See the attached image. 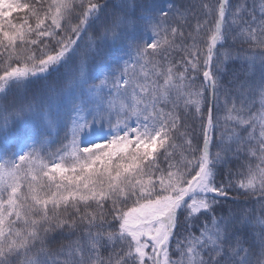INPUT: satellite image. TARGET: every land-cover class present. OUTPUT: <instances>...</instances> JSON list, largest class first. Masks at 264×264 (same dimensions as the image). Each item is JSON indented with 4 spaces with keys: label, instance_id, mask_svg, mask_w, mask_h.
<instances>
[{
    "label": "trees",
    "instance_id": "trees-1",
    "mask_svg": "<svg viewBox=\"0 0 264 264\" xmlns=\"http://www.w3.org/2000/svg\"><path fill=\"white\" fill-rule=\"evenodd\" d=\"M7 2L11 0H6ZM15 2L20 4V9L5 8L8 20L0 18V25H3L0 27V75H5L13 68H32L34 64L38 65L40 59L56 54L60 47L56 41L66 42L70 38H75L71 29L79 25L87 9L94 4L106 7L100 12L95 25L83 33L79 46L67 63L58 70L0 93V164L5 166L19 164V155H26L31 162L32 171L38 173L41 166L47 171L55 163H59L64 171L49 173L55 177L52 189L55 191V184H62V194L68 195V192H63V186L67 185L68 178L79 174L78 171L76 174L71 171L72 167H78L73 157L83 155L73 146L71 127L72 119L76 115L74 107H83L91 112L96 108L100 96L110 99L109 93L116 91V80L109 73L122 75L129 83L128 92L132 93L135 89L137 98L142 86H147L146 98L150 100L153 86L164 84L169 68L172 69L175 84L180 83L178 78L187 69L183 82L185 95L177 100L178 94L171 92L168 102L158 106L165 113L171 111L179 118V133L184 135L175 133L171 142L175 147H168V153L171 155L168 156L162 151L158 153V168L149 172L146 167L145 174L134 177L133 183L136 179L142 182L150 179L156 182L154 192L160 193L159 178L167 180L170 164L181 165L182 160L186 163L199 156V151L195 149L202 145L203 140L201 117L208 116L211 95L208 91L204 92V98L200 101V114L197 113L194 104L187 103L190 99H199L188 95L189 93L199 92L206 86L202 76L203 58L198 61V71H194L187 64L185 56L197 48L206 51L217 20L219 0H70L71 9L61 20L59 30L52 24V17L56 13L53 0H39V3L37 0ZM25 7L28 10H24ZM32 9H35V13ZM226 13L222 29V36L225 39L216 49L214 71L218 83L211 107L213 124H218L214 133V145L219 146H213L211 153L216 155L221 148L225 150L221 152L225 162L218 167L216 183L227 189L228 199L220 200L215 214L234 215L235 221L233 227L229 229V239L221 244L223 253L210 251L205 254V259L216 257L220 264H240L241 258H244V264H264V187L259 183L247 191L237 187L238 184L248 182V168L255 169L260 163L259 158L264 155L260 151L262 129L259 119L261 113H264L262 95L264 34L260 32L261 27H264V0H230V4L226 5ZM146 17L150 19H145ZM9 20L16 26L15 29L9 25ZM39 20H43L44 23L37 30L36 24ZM117 20L122 22L116 30L119 32V40L123 41V53L119 55L121 58L115 60L110 54L109 40L101 43L99 37L105 29L111 32ZM252 28L257 29L256 43L241 33L250 32ZM29 29L32 30L30 34ZM173 29H176L175 34L172 32ZM16 30L25 33L23 43L17 39L16 43L12 44L5 39L3 33L7 32L12 36ZM45 32L55 33V38L41 36L38 39V35ZM32 40H37V43L31 44ZM149 43L158 44V50L153 52L147 49ZM29 57H34L35 60H30ZM36 70H39L38 67ZM157 72L162 75L157 76ZM105 79L106 86L95 90L94 95L93 85L100 84ZM119 103L120 101H117V108ZM232 108L235 111L231 115L237 120H248L251 117L257 119L247 125L226 120L229 109ZM125 119L127 118L124 116L113 115L112 126L115 127ZM128 124L140 126L142 120H128ZM28 131L32 133V138L18 146V142L15 143L14 140ZM122 131L123 129H118L117 133H109L107 128L104 130L109 140L116 134H122ZM234 133L238 139L230 140L229 137ZM221 135L224 137L223 144L215 140V137ZM90 139L92 143H106L104 139L95 135ZM111 151L112 149L105 148L98 151L97 155L107 159L104 153ZM99 166L97 163L96 167ZM171 170L176 171L175 168ZM180 170L187 169L181 167ZM19 171L26 174L29 171V163L20 164ZM40 175L42 176V173ZM27 183L31 181L22 182L21 186V192L26 196ZM42 183L46 186L49 184L47 177L43 178ZM80 187L82 189L83 185ZM84 194L83 191L79 193ZM51 195V192H47L43 196L41 208L43 199H49ZM157 198L159 197L155 194L151 197L152 200ZM6 201L7 193L0 191V202ZM145 202H148V197L139 201L136 197L131 199L121 197L120 214L137 207L138 203ZM27 203L32 205L30 199ZM78 208L79 215L71 207V201L67 207L61 204L56 209L49 204L47 213L50 219L47 222L43 221V211L40 210L30 216L24 215L21 220H17L15 215L10 217L16 221L14 229L25 236L27 231L31 230L32 220L41 221L38 226L41 239L35 241L27 252L7 257L5 264H36V261L40 264H73V260L76 259V245L87 244L86 234L89 226L82 223L79 217L85 216L86 213H94L99 225L101 215L95 201L88 205L78 203ZM103 214L106 220L103 228L97 226L91 231L96 233L102 231L105 236L112 233L115 236L119 232V221L114 220L117 213L114 211L112 201L104 202ZM186 216V211L178 215L177 228L169 244V257L177 262L180 260L177 245L187 235L189 223L191 231L196 232L203 222V216L191 222L186 220ZM25 220L28 221L27 225ZM62 221L75 224L72 228L67 227V224L57 228L56 224ZM45 229L49 231L45 232ZM13 239L19 243V239L15 237ZM141 242H145L144 238H141ZM130 244V237L123 241L118 236L113 241L104 240L100 246L99 256L105 261L111 257V264H117L118 261H123V264H137L138 258L127 259L126 254L131 250ZM145 251L150 254L151 250L148 248Z\"/></svg>",
    "mask_w": 264,
    "mask_h": 264
},
{
    "label": "snow or ice",
    "instance_id": "snow-or-ice-1",
    "mask_svg": "<svg viewBox=\"0 0 264 264\" xmlns=\"http://www.w3.org/2000/svg\"><path fill=\"white\" fill-rule=\"evenodd\" d=\"M39 3V0H37ZM230 4V0H219V8L217 11V20L210 40L207 43L206 51H201L198 48L190 51L189 55L185 56L187 64L194 71H198V61L203 58L204 71L202 73L204 87L196 93H189L190 96L198 97L199 99H190L187 103L194 104L196 111L200 114V101L204 98V92H210L211 96H215L217 92L216 67L217 59L216 49L224 42L225 37L222 36L223 22L227 16L226 5ZM53 5L56 7V13L52 17V24L56 29L61 28V20L66 13L71 9L70 0H53ZM20 4L15 0L7 2L0 0V18L8 20L5 15V8L11 10L13 8L20 9ZM106 5H92L83 13V18L80 19L78 26L71 29L75 34V38H70L66 42L56 41L60 45L56 54L47 55L45 59H40L38 65H33L32 68H13L5 75H0V93L10 90L12 87L20 86L36 77L46 73L58 70L61 66L72 58V54L79 46V40L84 32L89 27L95 25L99 20L100 12ZM24 10H28L25 7ZM210 11V9H208ZM35 13V9H32ZM166 15V14H165ZM239 15V9H237ZM150 19V18H145ZM9 25L15 29V25L8 21ZM27 21H25V24ZM44 21L39 20L36 24V29H40ZM122 22L117 20L113 24V30L105 29L99 37V41L103 43L105 40H114L119 36L116 30ZM251 23V22H249ZM3 27V25H0ZM22 27V26H21ZM202 27V26H201ZM29 34L31 29L28 30ZM199 31V28L197 29ZM173 34L176 29L172 30ZM256 28H252L250 32H244L246 38H251L256 43ZM260 32L264 34V27H261ZM6 40L15 44L17 39L21 43L25 41V33L16 30L12 36L7 32L3 33ZM51 36L55 38V33L45 32L38 35ZM31 44H36L37 40L30 41ZM95 44V41H93ZM159 45L156 43L147 44V49L153 52L158 50ZM94 50V49H93ZM43 52V50H41ZM30 60H35L34 57H29ZM38 67V71L36 68ZM187 69L179 76V84L173 83L174 77L172 69H168V74L162 86H153L151 99H147L148 87L142 86V90L137 98V92L133 89L132 93L128 92L129 83L121 75L116 76L115 73H109L116 80V91L110 92V99L100 96L97 101L96 108L88 112L83 107H74L76 115L72 119V137L73 146L78 153L83 155H74L73 159L76 166L71 168V171L76 174L68 178L67 185L63 186V192H68V195H63L61 192L62 184H55V191L52 189V184L55 183V177L49 173H57L64 171L59 163H55L47 171L41 166L38 173H34L31 168V162L26 155H19V164L5 166L0 164V191L7 193V201L0 202V264H5L7 257L13 254L19 255L22 252H27L33 246L34 242L41 239V234L38 231V226L41 221L32 220L31 230L27 231L26 236L20 231H16L13 225L15 220L10 217L16 216L17 220L24 218V215H31L40 210L43 211V221H49L47 207L53 205L54 209L59 208L61 204L66 207L71 201V207L76 210L79 215V204L88 205L91 201H95L99 206L98 211L101 213L99 225L94 213H86L85 216H80L82 223L89 226L87 232V244L84 246L76 245L75 257L73 264H111L112 258L107 261L102 260L99 256L100 246L104 240L113 241L118 238L124 240L126 237L131 238V250L126 254L127 259H137V264H220V260L216 257L205 259L207 252L223 253L221 244L229 239V229L233 227L234 215L217 216L216 210L219 207L221 199H228L227 189L223 185L216 183L217 170L220 165L225 162V157L221 152L223 148L212 155L211 148L214 145V133L217 125L213 124L212 108L209 107L208 116L202 119L203 140L202 145L198 146L199 156L186 163L182 160L181 165H169L167 180L160 177V193H155L156 182L152 180L141 181L136 179L133 183V178L145 174V168L149 172L158 168L157 155L161 151L166 155L168 147L172 146L173 135L179 133L180 120L171 111L165 113L158 105L167 103L171 92H176L177 100L182 98L184 93V80ZM157 76L162 73L157 72ZM123 81V82H121ZM107 79L102 80L100 84L93 85V94L95 90L106 86ZM158 93V95H157ZM264 95V90H262ZM117 101H120L117 108ZM234 108L229 109V115L226 120L244 125L252 124L256 117H251L248 120H237L231 113ZM113 115L124 116L122 123H118L115 127L112 126ZM141 121L140 126L128 124V120ZM261 126V144L260 151L264 153V113L260 117ZM7 126L6 124L4 125ZM108 129L109 133H117L118 129H123L122 134H116L111 140L104 130ZM184 135V133H179ZM95 135L97 138L104 139L105 144L92 143L90 137ZM251 133L249 136L251 137ZM230 140H236L238 137L233 134L229 137ZM219 144H223V135L215 137ZM158 142V143H157ZM191 148L190 142H188ZM87 145V146H85ZM112 149L111 152H105L104 155L98 156L97 152L105 149ZM254 155V153H252ZM95 157V158H94ZM94 158V159H93ZM260 163L255 169L249 167V179L247 183L238 184L237 187L242 190L253 189L256 183L264 187V155L260 158ZM82 161V162H81ZM29 163V171L26 174H21L19 171L20 164ZM99 163V167H96ZM184 167L187 170L181 171ZM175 168L176 171L171 169ZM42 173V176L40 175ZM194 173V174H193ZM44 177H47L49 184L46 186L42 183ZM27 183L28 195L21 192L22 182ZM36 185H39L37 188ZM81 185L83 188L81 189ZM186 185V186H185ZM73 186L75 188L73 189ZM148 186V187H146ZM139 195L137 196V189ZM83 191L84 195H79ZM47 192L52 195L49 199H43V207L41 201ZM167 192L168 195H161ZM86 193H91L87 195ZM155 194L159 198L152 200V195ZM131 199L136 197L137 201L148 197L147 203H138L137 207L130 208L128 211H123L120 214L119 202L120 198ZM32 201V205L27 203ZM112 201L114 211L117 213L114 220L119 221V232L114 236L109 233L107 236L101 231L99 233L92 232L93 227L99 226L103 228L106 220L104 219L103 208L105 201ZM190 201V202H189ZM34 206V207H33ZM26 210V211H25ZM186 211V220L191 222L194 219H199L203 216V222L200 228L193 232L189 223L186 229L187 235L177 245V251L180 260L177 262L169 257V244L177 228V217L182 212ZM223 211V210H221ZM88 217H91L90 219ZM25 224L28 221L25 220ZM67 224L62 221L56 224L57 228H62ZM75 222L67 224V227L72 228ZM45 232L49 229H45ZM19 239V243L16 239ZM144 238L145 242H141ZM151 241V244L147 243ZM151 248V253H146L145 249ZM36 264H40L36 261ZM117 264H123V261H118ZM240 264H244V258H241Z\"/></svg>",
    "mask_w": 264,
    "mask_h": 264
},
{
    "label": "rangeland",
    "instance_id": "rangeland-1",
    "mask_svg": "<svg viewBox=\"0 0 264 264\" xmlns=\"http://www.w3.org/2000/svg\"><path fill=\"white\" fill-rule=\"evenodd\" d=\"M241 33L243 34V31H241ZM247 39H249V38H247ZM108 43H109V47H110V54L112 55V57L115 60H118L119 58H121L119 55H121L123 53V41L119 40V37H118L117 39L109 40ZM31 138H32V133L28 131L23 136L15 139L14 142L15 143L18 142V146H21L22 144H25L26 142H28ZM145 203H147V202H145ZM148 243L151 244V241H148ZM150 250H151V248H150ZM150 253H151V251H150Z\"/></svg>",
    "mask_w": 264,
    "mask_h": 264
},
{
    "label": "water",
    "instance_id": "water-1",
    "mask_svg": "<svg viewBox=\"0 0 264 264\" xmlns=\"http://www.w3.org/2000/svg\"><path fill=\"white\" fill-rule=\"evenodd\" d=\"M213 96H211V107H212Z\"/></svg>",
    "mask_w": 264,
    "mask_h": 264
}]
</instances>
